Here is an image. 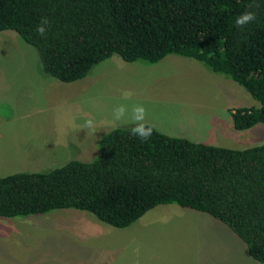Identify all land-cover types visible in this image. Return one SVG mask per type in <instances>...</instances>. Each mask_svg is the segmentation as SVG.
I'll return each mask as SVG.
<instances>
[{"label": "trees", "instance_id": "trees-1", "mask_svg": "<svg viewBox=\"0 0 264 264\" xmlns=\"http://www.w3.org/2000/svg\"><path fill=\"white\" fill-rule=\"evenodd\" d=\"M243 12L256 19L241 28L235 21ZM42 18L49 20L43 38L36 31ZM6 29L62 82L84 77L112 54L145 63L167 54L192 58L258 102L229 111L234 129L264 123V0H0ZM133 126L107 129L89 161L0 176V216L76 208L123 228L172 203L218 220L264 264V141L226 148L155 128L141 141L130 135Z\"/></svg>", "mask_w": 264, "mask_h": 264}, {"label": "rangeland", "instance_id": "rangeland-1", "mask_svg": "<svg viewBox=\"0 0 264 264\" xmlns=\"http://www.w3.org/2000/svg\"><path fill=\"white\" fill-rule=\"evenodd\" d=\"M120 104L129 112L116 126L134 125L131 107L142 104L146 122L168 136L235 149L264 141V123L237 130L229 114L258 102L192 58L167 54L145 63L112 54L84 77L62 82L42 70L35 49L15 31L0 30V176L23 169L13 164L22 150L25 163L37 159L35 171L91 160ZM89 114L95 131L80 127ZM0 264L259 263L218 220L168 203L123 228L76 208L0 216Z\"/></svg>", "mask_w": 264, "mask_h": 264}, {"label": "clouds", "instance_id": "clouds-1", "mask_svg": "<svg viewBox=\"0 0 264 264\" xmlns=\"http://www.w3.org/2000/svg\"><path fill=\"white\" fill-rule=\"evenodd\" d=\"M256 19V15L253 12H243L236 18V25L243 28L247 24L253 22ZM49 20L42 18L40 24L37 26V33L43 38L48 31ZM132 93H123L124 99H129ZM129 109L125 104L117 105L112 110L113 119L110 124L115 127L117 121H121L128 114ZM147 110L142 104H134L131 107V120L134 126L130 129V135L138 137L141 141H147L153 134V126L146 122ZM80 127L88 130L95 131L96 122L95 119L89 114L85 119L84 124Z\"/></svg>", "mask_w": 264, "mask_h": 264}, {"label": "crops", "instance_id": "crops-1", "mask_svg": "<svg viewBox=\"0 0 264 264\" xmlns=\"http://www.w3.org/2000/svg\"><path fill=\"white\" fill-rule=\"evenodd\" d=\"M232 109L233 108H231L230 110H232ZM13 155H14V157H16V161L13 164H20V165L23 164V169L16 171V172H20V171L34 172L35 171V169H33V167L35 166V163H37V159H32L29 156L28 163H25V161L23 160V156L25 155L23 150H22V153L18 152V154L14 153Z\"/></svg>", "mask_w": 264, "mask_h": 264}]
</instances>
